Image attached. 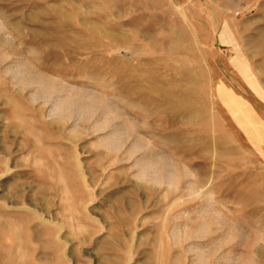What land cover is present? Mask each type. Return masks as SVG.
<instances>
[{
	"label": "rangeland",
	"instance_id": "1",
	"mask_svg": "<svg viewBox=\"0 0 264 264\" xmlns=\"http://www.w3.org/2000/svg\"><path fill=\"white\" fill-rule=\"evenodd\" d=\"M0 264H264V0H0Z\"/></svg>",
	"mask_w": 264,
	"mask_h": 264
},
{
	"label": "crops",
	"instance_id": "2",
	"mask_svg": "<svg viewBox=\"0 0 264 264\" xmlns=\"http://www.w3.org/2000/svg\"><path fill=\"white\" fill-rule=\"evenodd\" d=\"M35 77H36V75H35ZM44 92V91H43ZM42 199V198H41ZM44 209V208H43ZM12 236H13V234H12ZM15 237V236H14ZM10 248H15V247H19V246H21V244L20 243H18V241H16V242H11V244L10 245H8Z\"/></svg>",
	"mask_w": 264,
	"mask_h": 264
},
{
	"label": "bare ground",
	"instance_id": "3",
	"mask_svg": "<svg viewBox=\"0 0 264 264\" xmlns=\"http://www.w3.org/2000/svg\"><path fill=\"white\" fill-rule=\"evenodd\" d=\"M142 143V142H141ZM17 257V256H16Z\"/></svg>",
	"mask_w": 264,
	"mask_h": 264
}]
</instances>
